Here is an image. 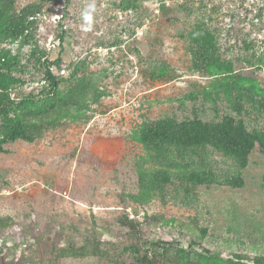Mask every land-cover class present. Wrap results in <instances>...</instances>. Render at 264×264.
<instances>
[{
	"label": "rangeland",
	"instance_id": "374dc122",
	"mask_svg": "<svg viewBox=\"0 0 264 264\" xmlns=\"http://www.w3.org/2000/svg\"><path fill=\"white\" fill-rule=\"evenodd\" d=\"M65 1L56 0L40 18L38 40L54 49L64 25L71 37L65 54L83 60L86 74L101 77L108 96L85 119L65 120L33 143L4 145L0 219L12 220V226L0 235V264H136L121 255L136 237L164 243L161 252L171 249L170 258L190 242L225 258L264 256V152L256 148L250 155L241 189L213 185L186 195L179 185H168L142 205L134 198L145 152L129 136L145 120L216 117L214 104L201 93L211 78L193 71L188 34L198 23L215 32L237 73L264 87V64L261 69L246 61L264 50V0H70L69 6ZM126 1L136 8L123 13L119 5ZM245 41L255 46L249 52ZM157 66L166 67L169 77L150 76ZM54 70L69 78L68 61ZM30 72L22 94L43 84L40 71ZM217 104L220 115H236L225 99ZM245 109L248 130H262L264 113L250 103ZM208 159L217 173L234 169L215 151ZM126 218L134 229L125 226ZM70 246L89 252L100 247L108 258H61L60 251Z\"/></svg>",
	"mask_w": 264,
	"mask_h": 264
},
{
	"label": "trees",
	"instance_id": "16d2710c",
	"mask_svg": "<svg viewBox=\"0 0 264 264\" xmlns=\"http://www.w3.org/2000/svg\"><path fill=\"white\" fill-rule=\"evenodd\" d=\"M55 2L0 0V153L8 143H33L43 138L47 131L63 125L65 120L85 119L90 108L108 96L99 85L103 80L101 77L86 74L83 60L76 62L65 54L71 37L64 25L56 35L58 46L46 49L40 44L39 20L50 13ZM69 4L70 0H66L65 6ZM119 6L123 13L136 8L131 1ZM188 37L192 44L193 71L211 78L202 89L203 100L214 104L217 115L211 121L197 116L182 120L175 117L145 120L133 129L129 135L131 141L145 152L138 167L140 193L134 198L142 205L168 185H179L186 195L195 187L213 185L241 189L245 184L243 171L249 166L250 155L256 148L264 152V127L250 131L242 118L246 103L264 113V87L256 78L236 72L234 61L223 57L219 39L205 23H198ZM243 44L248 52L255 47L247 41ZM2 45L14 46V49ZM26 48L29 51L24 53ZM66 61L70 75L64 79L65 73L54 69L60 70ZM246 61L262 69L264 50L252 54ZM33 70L40 71L43 84L38 91L22 94L21 88L28 84L25 78L32 75L30 71ZM150 76L156 80L169 77L163 66L154 67ZM65 83L68 85L61 89ZM223 99L236 115H220L217 102ZM211 151L230 160L234 169L217 173L208 159ZM124 224L134 229L135 222L128 218ZM11 226L12 220L0 219V235ZM201 232L204 239L207 231L202 229ZM136 239L121 250V255H129L136 264H160L161 260L169 264H264V256L236 253L225 258L203 246L198 245L196 249L193 242L186 248H175L170 258L167 253L171 249L165 248L161 252L164 243L141 237ZM89 254L108 258L107 253L94 246L90 252L70 246L62 249L59 256L78 258Z\"/></svg>",
	"mask_w": 264,
	"mask_h": 264
}]
</instances>
